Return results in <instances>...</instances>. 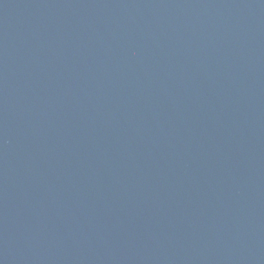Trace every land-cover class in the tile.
Wrapping results in <instances>:
<instances>
[{
    "label": "water",
    "instance_id": "1",
    "mask_svg": "<svg viewBox=\"0 0 264 264\" xmlns=\"http://www.w3.org/2000/svg\"><path fill=\"white\" fill-rule=\"evenodd\" d=\"M0 264H264V0H0Z\"/></svg>",
    "mask_w": 264,
    "mask_h": 264
}]
</instances>
